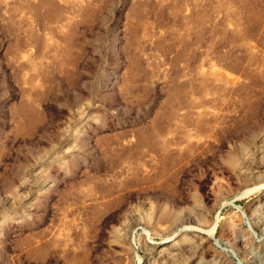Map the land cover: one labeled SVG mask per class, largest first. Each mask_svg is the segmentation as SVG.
<instances>
[{"label": "rangeland", "instance_id": "rangeland-1", "mask_svg": "<svg viewBox=\"0 0 264 264\" xmlns=\"http://www.w3.org/2000/svg\"><path fill=\"white\" fill-rule=\"evenodd\" d=\"M0 264H264V0H0Z\"/></svg>", "mask_w": 264, "mask_h": 264}, {"label": "water", "instance_id": "water-1", "mask_svg": "<svg viewBox=\"0 0 264 264\" xmlns=\"http://www.w3.org/2000/svg\"><path fill=\"white\" fill-rule=\"evenodd\" d=\"M235 208H237V209H239L240 210V208L238 207V206H236L235 204H232ZM242 214L243 215H245L243 212H242ZM217 243V246H219L220 247V245L218 244V241L216 242ZM233 255H234V253H233ZM235 256V255H234Z\"/></svg>", "mask_w": 264, "mask_h": 264}, {"label": "bare ground", "instance_id": "bare-ground-1", "mask_svg": "<svg viewBox=\"0 0 264 264\" xmlns=\"http://www.w3.org/2000/svg\"><path fill=\"white\" fill-rule=\"evenodd\" d=\"M213 231H214V227L213 228H211V231L209 232L210 234H212L213 233Z\"/></svg>", "mask_w": 264, "mask_h": 264}]
</instances>
